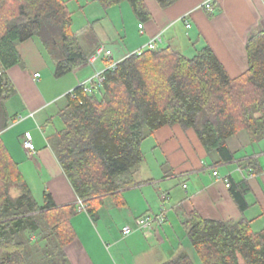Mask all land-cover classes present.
<instances>
[{
	"label": "trees",
	"instance_id": "obj_1",
	"mask_svg": "<svg viewBox=\"0 0 264 264\" xmlns=\"http://www.w3.org/2000/svg\"><path fill=\"white\" fill-rule=\"evenodd\" d=\"M97 1L106 9L127 1L137 21L152 17L145 0ZM176 1L156 0L162 8ZM72 14L67 0H0V130L8 126L5 100L15 90L6 70L21 61L19 42L39 36L57 60L55 76L88 63ZM246 50L248 69L236 77L208 45L191 56L159 46L105 67L95 90L78 84L68 92L64 106L50 116L47 138L84 208L79 202L57 205L49 192L39 203L0 135V264H72L67 252L77 235L72 218L83 209L95 216L106 198L124 203L123 192L143 182L136 173L144 139L164 125L194 129L205 150L225 162L233 159L227 140L240 130L251 142L263 138L264 30L249 36ZM11 185L19 190L15 196ZM229 192L241 212L237 219L175 207L181 242L159 264H264V227L254 230L244 215L249 186L243 179L231 181ZM167 197L164 193L161 201ZM162 209L158 228L167 221ZM151 214L157 213L135 219ZM135 219L130 234L150 229L137 228Z\"/></svg>",
	"mask_w": 264,
	"mask_h": 264
},
{
	"label": "crops",
	"instance_id": "obj_2",
	"mask_svg": "<svg viewBox=\"0 0 264 264\" xmlns=\"http://www.w3.org/2000/svg\"><path fill=\"white\" fill-rule=\"evenodd\" d=\"M145 1L152 17L136 21L123 36L97 33L83 38L82 28L76 31L83 49L90 54L103 45L111 49V60H118L160 35L157 47L171 46L185 55L183 50L196 53L202 46H210L230 77L248 69L246 42L249 36L264 30V0H213L211 10L205 9L206 0H177L166 8L156 0ZM186 22L190 25L186 26ZM17 48L21 61L6 70L15 91L5 100L8 126L0 130V135L30 188L36 184V175L42 181L43 192H49L57 205L77 203L79 199L44 130L50 116L65 103L56 110L53 107L75 86L104 69L107 60L79 65L59 77L55 76L57 60L39 36L19 42ZM25 133L30 134L35 145L31 155L22 145ZM152 136L164 158L166 175L163 172L158 177L148 174L142 178L138 170L136 177L143 182L123 192V204L116 205L106 198L95 216L80 210L72 218L76 239L67 248L72 264H159L173 256L181 242L182 228L175 207L196 209L207 218L241 216L224 178L228 183L242 179L247 182L249 206L244 215L252 219L254 230L264 227V137L251 142L240 130L227 140L233 159L225 162L205 150L192 128L167 124ZM215 170L217 175L213 174ZM164 193L168 197L162 202ZM161 207L167 216L161 228L135 230L127 236L104 216L115 212L122 226H133L135 217L158 213ZM188 249L192 253L191 247Z\"/></svg>",
	"mask_w": 264,
	"mask_h": 264
},
{
	"label": "rangeland",
	"instance_id": "obj_3",
	"mask_svg": "<svg viewBox=\"0 0 264 264\" xmlns=\"http://www.w3.org/2000/svg\"><path fill=\"white\" fill-rule=\"evenodd\" d=\"M67 2L69 9L73 13V29L76 32L82 28V31H80V36H82L83 38H91L97 33H103L104 35L107 34V36H123L125 31L130 27H134V23H136V21L138 20L132 11L131 5L127 1L122 2L121 5H116L107 9L102 7L97 0H67ZM186 48L189 47L186 46ZM183 51H185L187 55L194 54L191 50ZM63 103H65V97H63L60 102L53 107V109H58L62 106ZM44 132L49 134L50 132H52V128L47 127ZM142 151L144 154V158L140 164L141 167L138 171L140 172L139 176H141L142 178H146L148 174L155 177L162 175L163 172H165L164 170L166 165L165 163H163L164 158L160 154L159 150L155 148V140L152 135H149L144 139L142 143ZM35 177L36 179L34 180L36 184H33L30 189L37 201L39 203H42L44 200V192L47 193V191L43 192L44 189L43 187H41L42 181L40 180V177L36 175ZM41 179L44 180V177L42 175ZM9 191L12 196L17 195L19 192L16 185H11ZM102 209L108 211L107 208ZM104 216L108 221H112V223L116 225L115 228L119 231V227H122V223L119 222V215H117L115 212L113 213L109 211L108 214L104 213ZM96 218L94 219L95 221H97ZM182 245L185 246L186 250L190 247L187 241H185V243L183 242ZM115 256L120 262L121 259L117 255V253H115Z\"/></svg>",
	"mask_w": 264,
	"mask_h": 264
},
{
	"label": "built area",
	"instance_id": "obj_4",
	"mask_svg": "<svg viewBox=\"0 0 264 264\" xmlns=\"http://www.w3.org/2000/svg\"><path fill=\"white\" fill-rule=\"evenodd\" d=\"M213 0H206L204 2V7L206 10H211L212 8ZM190 24L186 22V26H189ZM140 26V25H139ZM161 40V36L157 35L153 37L151 40H149L145 46H142L135 51L131 53H137L140 54L142 51L146 49H155L157 47V43ZM112 58V51L109 48H106L103 45H98L88 56V63L94 64L96 61L101 59H107V64L105 67L107 68H114L118 62V60H111ZM104 67V68H105ZM39 74L36 73L35 76H38ZM103 69L100 71L95 72L92 76L87 78L86 80L82 81L80 84L82 85L84 91L91 92L92 90H95L96 87L101 83L103 80ZM22 145L23 148H25L29 155H31L35 151V145L33 144L32 138L29 133H25L22 138ZM213 174L217 175L218 172L215 170ZM226 185L228 186V178H224ZM80 209L84 208V203L82 200H78ZM162 207L160 209V212L157 214H151L146 216H141L135 219V225L137 228H152L154 226H157L161 224L164 220V215L162 212ZM133 231V228L126 224L123 225L121 228V232L124 235H128Z\"/></svg>",
	"mask_w": 264,
	"mask_h": 264
}]
</instances>
